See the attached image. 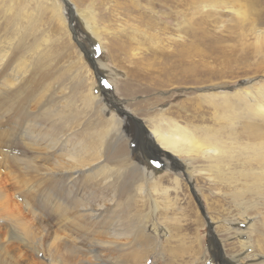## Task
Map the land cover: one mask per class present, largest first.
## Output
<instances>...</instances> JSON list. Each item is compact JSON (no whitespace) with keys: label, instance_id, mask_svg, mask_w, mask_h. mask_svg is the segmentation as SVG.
Listing matches in <instances>:
<instances>
[{"label":"rangeland","instance_id":"rangeland-1","mask_svg":"<svg viewBox=\"0 0 264 264\" xmlns=\"http://www.w3.org/2000/svg\"><path fill=\"white\" fill-rule=\"evenodd\" d=\"M112 1L114 0L107 2L69 0L79 9L88 8L95 11L96 27L101 37V42L97 43L88 36L80 22H75V26L72 23L76 36L71 34L68 25L69 10L66 11L65 21L63 11L55 6L59 3L60 6L67 7L62 4L63 0H0V49L6 53L2 67L5 69L9 64L6 73L9 72V68H14L16 72L18 69L20 81L17 88L21 90L22 96L19 103L21 110L9 105L5 106L8 109L6 111L15 116H24L20 119L15 118L17 121H26L28 118L36 121L42 130L41 133L46 130L59 134L68 132L72 134L73 142H76L77 138L78 140L82 137L88 138L97 147L102 164L106 163L108 168L113 166L111 161L116 156L124 157L125 161L141 159L153 176L158 178V187L151 191V198L150 193L145 196L135 191L126 192L127 187H124V184L130 179L129 175L119 177L115 174L114 179L110 180L112 183L109 182L107 191L104 190L106 198L113 199L114 204L108 208L113 213L105 215L106 220L102 219L104 221L102 225L115 221L120 227H126V230L131 229V226L139 225L143 228L146 226L144 232L151 235L148 241L135 237L134 242L132 241L134 244L129 243V240H120L118 244L129 243L123 247V250L125 249L123 252L102 251L101 255L111 258L112 262L264 264V209L257 206L256 209L245 211L226 195L225 190L221 191L219 185L214 187L217 190L209 188L203 181H197L194 174L191 186L199 188L198 193H201L199 202L205 215L203 216L185 178L181 176L179 184L175 185L176 177L172 172L164 171L163 164L167 162L165 157L151 156L149 150L147 151L149 143L145 134L132 126L128 128L125 124L119 123L123 119L122 115H119L115 108L108 110L102 101L116 96L115 98L120 99L124 105V110L142 121L145 126H149L146 114H155L165 109L166 116L177 120L181 125L186 116L197 125L216 128L223 126L222 130L225 129L223 133L236 131L242 119H237L233 126L225 124L229 115L242 114L243 103L233 100L232 93L241 82L250 78L254 85L258 86L262 82L260 76L264 73V51L259 52L254 48L251 35L245 30L247 25L249 29L253 25L264 29V0H224L225 6L233 10L230 14L225 13L222 8L202 6L199 16L203 24L196 37L190 38L181 33L183 40L181 45L170 43L166 47L161 43L163 46L160 45L154 55L146 51L143 55L141 53L139 58H134V55L139 54L141 50L120 55L123 43L126 50L131 47L126 33H118V29L121 25L133 29L132 24L139 31L144 30L146 26L141 27L138 19L145 18L141 17L139 12L147 14V10L144 6H140L139 9L133 7L130 10L131 14L127 16L120 7H115ZM212 1L215 3V0ZM52 3L54 4L51 5ZM106 9L110 13L106 12ZM237 21L242 22L241 28ZM243 24L246 25L244 28ZM135 47L133 44L132 49ZM84 50L95 68L100 71L97 69L94 72L84 55ZM107 65L109 68L114 66L121 73L116 78V84L111 80L110 71L103 68ZM97 76L101 78V82ZM2 78L4 79V76ZM103 81H107L111 87H105ZM210 86L214 87H211L212 94L220 93L221 96L228 94L226 95L230 98L229 103H226L228 106L224 108V105H220L222 102L220 97L210 96L211 92H208ZM215 90L217 91L214 92ZM5 92L10 97L12 89ZM92 96L97 99L92 100ZM212 102H216L218 107L212 106ZM108 105L114 106L113 102ZM110 117H114V120ZM17 125L0 114V132L9 133L7 139L0 143V245L9 252L11 256L9 260H14L15 264H46L41 255H35L16 240L6 242L10 224L5 221V216L8 213L14 217L20 214V220L27 225L38 223L46 226L42 237L44 242L48 243L52 241L50 236L56 235L73 246L76 244V241L72 240L76 237L73 234L75 230L64 229V226L58 224L53 217L41 219L39 222L36 218L33 220L31 213L25 209L24 202L30 205L31 210L39 212L38 200L41 195L39 184L43 176L31 172L24 174V171L20 170L22 166L14 165L13 158L31 159L38 164L41 161L34 159L35 149L41 145L36 147L39 141L35 142V145H32L33 141L28 142L21 131V126ZM125 127L127 129L124 130ZM118 131L120 133L124 131L131 140L127 142L125 134L118 140L120 135ZM28 143L30 145H27ZM41 153L43 154L42 151ZM190 165L197 169L201 164L196 161ZM126 168L122 170L125 172ZM191 169L192 167L188 166L187 172ZM85 181L86 178L81 185L83 188L90 186ZM147 184L150 187L153 182ZM161 188L169 189L166 195ZM153 201L157 206L155 210ZM49 214L48 212V216ZM152 224L163 226L159 227V234L152 230ZM38 231L41 232V228L37 229ZM44 235L49 237L44 239ZM96 237L107 239L100 234ZM43 247L46 248V245ZM59 256L53 263L77 264L79 259H82L80 255L73 257L74 260ZM87 259H90L89 256H85L86 263L93 261L92 258ZM3 261L9 263L5 256Z\"/></svg>","mask_w":264,"mask_h":264},{"label":"bare ground","instance_id":"bare-ground-1","mask_svg":"<svg viewBox=\"0 0 264 264\" xmlns=\"http://www.w3.org/2000/svg\"><path fill=\"white\" fill-rule=\"evenodd\" d=\"M102 1L107 2V0ZM63 2L62 4H65L67 7H62L59 3L55 6L63 11L65 21L66 11L68 9V13L71 15V18L69 15L68 19L72 20L74 26L75 22H80L83 29L93 41L97 43L101 42V37L98 32L99 29L96 27L97 17L95 11L88 8L79 9L77 6H73L74 4L72 5L69 0H63ZM112 2L115 3H113L115 7H120L127 16L131 14L130 10L133 9V7L139 9L140 6H144L147 10V14H144L143 11H141V13L139 12L140 16L145 18V20L142 18L138 19L141 23V27L142 25L146 26L144 30L139 31L132 24L131 26L134 27L133 29L125 28L123 25L118 29V33H126L131 47L129 50H126L123 43L120 48V55H126L127 53L135 52V50H141L142 52L140 51L139 54L134 55V58H139V55H141V53L143 55V52L145 53L146 51L154 55L156 53L155 51H158L160 45L161 47L163 46L161 43H164L166 47L170 45V43H180L181 45L183 41L181 40V33L190 38L196 37L197 32L200 30V26L203 24L199 16L202 6V8H208V6L222 8V10L228 14L233 12L231 7L225 6L226 3L224 0H215V3H213L212 0H114ZM53 4L54 3L51 5ZM105 11L109 12L108 9ZM184 20L185 22H183ZM241 23V21H237V25L240 28ZM245 26L246 25L243 24V28ZM245 30L250 33L251 43L254 48L259 52L264 51V29L257 28L254 25L249 29L247 25ZM137 37L144 39V41ZM125 43L127 44V41H125ZM133 44L136 46L134 49H132ZM84 55L88 58V54L85 50ZM5 56L6 53L3 52V49H0V107L3 108L0 109V114L8 120L14 121L15 125H17V123L20 124L17 126H21V131L24 132L23 134L28 142L33 141L32 145H35V142L39 141L40 143H37L36 147L41 145L40 148L35 149L34 159L41 161L38 162V164H36L37 161L31 159L13 158L14 165L16 167L22 166V169H19L22 170V172L24 171V174L31 172V174L43 176L39 184L41 187V195H39L38 200L39 212L31 210L28 203L24 202L23 204L25 209L29 211V214L31 213L33 220L36 218L39 222L41 219L53 217L57 220L56 222L58 224L64 226V229H74L75 232H73V234L76 235V237L72 239L76 241V244L73 246L54 234L53 237L50 236V239L52 238L51 242H44L42 236L46 231V226L38 225V223L27 225V223L20 220V214L14 217L12 214L10 215L8 213L5 216V221L9 222L10 225L8 226L6 242L9 243L16 240V242L21 243L22 246L35 253V255H41L43 257L42 260L47 262L46 264H55L53 260L59 255H63L62 257H66L68 260L73 257L75 258L77 255L82 256V259H79L77 264H116L117 262H112L111 258L108 259L104 257L105 255H101L103 254L102 251L111 250L113 252H121L123 247L132 242L135 237H141L148 241L151 235L149 236L144 232V229L147 228L146 226L144 228L139 225L131 226V229L128 228V230H126V227H120L115 221H111L109 224L106 222V224L102 225L104 223L102 219L106 220L105 215L111 212L108 208L114 204L113 199L106 198L107 195H105L104 190L112 183L110 180L114 179L115 174H118L119 177H121V175L123 177L129 175L130 177H128L130 179L124 184V187H127L125 189L126 192L135 191L137 194H144L145 196L150 193L149 198H151V191H154V188L158 187V178L153 176L148 166H146L145 163L144 165L141 159L125 161L124 157L116 156L113 158V161H111L113 162V166L108 168L105 165L106 163L102 164L97 147L88 138L82 137L80 138L81 140L77 138L76 142H73L71 133L59 134L52 130L50 132L46 130L41 133L40 131L42 130L39 129V126L34 120H28L29 118L26 121L15 120V118L20 119L24 116L21 117L20 115L15 116L9 114L5 106L9 107L10 105L12 107H17V110H21V105L19 104L22 98L21 90L19 87L17 88L20 77L18 69L16 72L14 68H9V72L6 73V68L9 67V64L5 66V69L3 68ZM9 60L10 63L11 59ZM88 60L91 68L95 72L98 68H95L91 59L88 58ZM99 68L101 67L99 66ZM103 68L110 71L109 75L111 80L113 84H116V78L118 75H121V73H119L114 66L113 68H109L107 65ZM3 76L4 79L2 78ZM260 78L262 82L259 83L258 86H255L253 81H251L252 78H250L247 81L241 82L232 93L233 100L243 103L242 114L233 112L234 114L229 115L226 122H224L226 125L233 126L237 122V119H242V123L236 131L229 133H223L225 130H222L223 126L216 128L209 125H197L193 121L188 120L186 116H184L185 121L183 125H181L177 120L166 116L167 112L165 109L155 114H146V121L149 126H145L142 121L136 119L131 113L124 110V105L120 99L115 98L116 96L110 97L108 99L109 101L106 98V100L102 101H104L108 110H110V108H115L117 113L122 115L121 117H123L124 120L122 119L119 123H122V125L125 124L128 128L132 126L134 129L136 128L145 134L146 140H148L149 143L147 151L149 150L151 156L157 155V157H165L164 159H166L167 162L163 164L165 166L164 171L169 173L172 172L176 177L174 179L175 185L178 183L181 176L185 178L184 180L190 185L192 197L195 198L197 206L201 205L199 202V195L201 193H198V187L193 188L191 186L192 180H194L195 177L194 174L197 177V181H203L209 188L213 187V189L217 190V188L214 187L215 185H219L221 191L225 190L226 195L231 198L234 203H238V205L243 207L245 211L256 209L257 206H261L262 209H264V73ZM8 79L9 81H7ZM212 86L208 89V92H211L210 96L212 98L220 97L222 101L220 105H224V108L228 106L226 104L227 102L229 103L230 100L229 96H226L228 94L222 96L220 93L212 94L213 91L211 89L214 88ZM8 89H12L10 97H8V93L5 92ZM216 91L217 90L214 92ZM94 99L97 98L92 96V100ZM111 102H113L114 106L110 105V107L108 103L111 104ZM215 103L212 102V106L218 107V104ZM21 113L24 114V112ZM110 119L114 120V117H110ZM112 123L114 124L113 121ZM131 123H133V125H131ZM127 127H125L124 130L127 129ZM16 131L18 132L19 130L17 129ZM21 131L19 135H21ZM32 134H34V136H31ZM97 134L98 133H96V136H98ZM124 134V131H121L118 140L122 139ZM8 135L9 133L4 131L0 132V143H3V140ZM125 135L127 142H129L131 138H129L127 134ZM27 145L30 144L28 143ZM196 161L201 165H198L199 168L197 167V169H194V166L190 164H192V162L195 164ZM188 166L192 167L190 172H187ZM125 168L127 170L124 172L122 169ZM85 178V183H89L90 186L83 188L81 185ZM151 181L153 184L149 187L147 183ZM161 189L164 195H166L169 190L168 188ZM39 192H37V194ZM248 197L251 199L250 201ZM153 208L154 210L157 208L155 201H153ZM2 212L5 213L4 211ZM48 212L50 213L49 216ZM201 213L205 216L203 210ZM83 219H85V221ZM151 227L153 231L159 234V227L163 226H153L152 224ZM39 228H41V232H37ZM99 234L106 236L107 239H99L96 237V235L99 236ZM45 237L48 238L49 236L47 237L44 235V239H46ZM248 238L249 237H247V239ZM120 240H129V243H126L127 245L118 244ZM44 244L46 248L43 247ZM8 253L9 252L0 245V264H15L14 260H9L11 256ZM4 256L9 263L3 261ZM85 256H89L93 261L86 263Z\"/></svg>","mask_w":264,"mask_h":264},{"label":"water","instance_id":"water-1","mask_svg":"<svg viewBox=\"0 0 264 264\" xmlns=\"http://www.w3.org/2000/svg\"><path fill=\"white\" fill-rule=\"evenodd\" d=\"M70 18H71V15H70ZM68 22H69L68 25H69V28H70L71 34H72L73 36H76L75 30H74V28H73V26H72V20H69ZM88 58L90 59L89 55H88ZM96 78L101 82V78H99L98 76H97ZM155 162H156V161H155ZM199 208H200V211L202 212V210H201V206H199ZM208 226H210L209 223H208Z\"/></svg>","mask_w":264,"mask_h":264},{"label":"snow or ice","instance_id":"snow-or-ice-1","mask_svg":"<svg viewBox=\"0 0 264 264\" xmlns=\"http://www.w3.org/2000/svg\"><path fill=\"white\" fill-rule=\"evenodd\" d=\"M103 84L105 87H111V85H109L107 81H103Z\"/></svg>","mask_w":264,"mask_h":264}]
</instances>
